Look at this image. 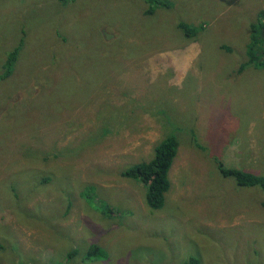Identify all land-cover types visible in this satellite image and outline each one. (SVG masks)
Instances as JSON below:
<instances>
[{
	"label": "rangeland",
	"instance_id": "obj_1",
	"mask_svg": "<svg viewBox=\"0 0 264 264\" xmlns=\"http://www.w3.org/2000/svg\"><path fill=\"white\" fill-rule=\"evenodd\" d=\"M165 1L0 0V77L23 39L0 78V264H264V191L213 160L264 177V70L238 73L264 0ZM169 132L153 211L121 173Z\"/></svg>",
	"mask_w": 264,
	"mask_h": 264
},
{
	"label": "trees",
	"instance_id": "obj_2",
	"mask_svg": "<svg viewBox=\"0 0 264 264\" xmlns=\"http://www.w3.org/2000/svg\"><path fill=\"white\" fill-rule=\"evenodd\" d=\"M148 8L143 15L150 16L154 12V8H169L170 3L165 0H144ZM177 28L183 32L184 37L193 39L197 36L198 30L190 27L185 23H178ZM264 31V9L257 13V23L250 24L249 42L246 45L247 61L238 70L241 73L245 66H252L254 69L264 70V47L262 44V32ZM17 46L11 50L3 64L4 70L1 73V79L8 78L13 71L17 54L21 50L23 39H20ZM224 48V47H223ZM107 131L104 130V134ZM192 144L195 148L205 152L207 149L201 146L194 133L191 135ZM179 142L173 132H169L154 148L153 158L146 162H140L127 167L121 173L125 178L141 182L146 186L145 204L153 211L160 210L165 202V194L169 191L171 183L169 180V170L177 155ZM216 168L220 175L224 178H232L238 186L241 187H257L264 191V177L256 174L246 172L245 170L226 167L224 163L218 158H213ZM88 188L82 196L88 203H94V198L89 195ZM93 191V189H92ZM104 207V208H103ZM101 206L100 212L106 217L113 212L107 206ZM2 246L0 245V249ZM76 250H72L68 256L71 258ZM108 257L107 252L97 245H91L86 253V260H104ZM183 264H199V260L195 257H190Z\"/></svg>",
	"mask_w": 264,
	"mask_h": 264
},
{
	"label": "clouds",
	"instance_id": "obj_3",
	"mask_svg": "<svg viewBox=\"0 0 264 264\" xmlns=\"http://www.w3.org/2000/svg\"><path fill=\"white\" fill-rule=\"evenodd\" d=\"M192 145H193V144H192ZM201 146H202V145H201ZM205 148H206V147H205ZM206 149H207V148H206ZM199 150H200V149H199ZM206 151H207V150H206ZM206 151H205V152H206ZM176 156H177V155H176ZM175 158H176V157H175ZM213 158H215V157H213ZM219 160H220V159H219Z\"/></svg>",
	"mask_w": 264,
	"mask_h": 264
}]
</instances>
